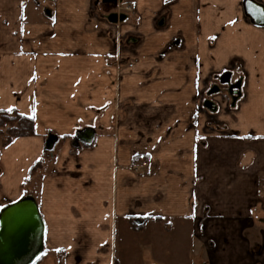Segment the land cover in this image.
Returning <instances> with one entry per match:
<instances>
[{
	"label": "crops",
	"instance_id": "0c3cea01",
	"mask_svg": "<svg viewBox=\"0 0 264 264\" xmlns=\"http://www.w3.org/2000/svg\"><path fill=\"white\" fill-rule=\"evenodd\" d=\"M256 4L0 0V110L34 131L0 135V213L32 198L63 264H264Z\"/></svg>",
	"mask_w": 264,
	"mask_h": 264
},
{
	"label": "water",
	"instance_id": "95a60500",
	"mask_svg": "<svg viewBox=\"0 0 264 264\" xmlns=\"http://www.w3.org/2000/svg\"><path fill=\"white\" fill-rule=\"evenodd\" d=\"M254 10L264 13L257 4ZM227 81L228 74L221 76V82ZM236 88L233 85L229 91ZM43 233V220L32 198L26 197L5 207L0 213V264H31L42 251Z\"/></svg>",
	"mask_w": 264,
	"mask_h": 264
},
{
	"label": "trees",
	"instance_id": "16d2710c",
	"mask_svg": "<svg viewBox=\"0 0 264 264\" xmlns=\"http://www.w3.org/2000/svg\"><path fill=\"white\" fill-rule=\"evenodd\" d=\"M5 127L6 134L3 136V143L8 142L14 137L29 136L34 133L32 118L19 114L13 110H0V135L3 134Z\"/></svg>",
	"mask_w": 264,
	"mask_h": 264
},
{
	"label": "rangeland",
	"instance_id": "374dc122",
	"mask_svg": "<svg viewBox=\"0 0 264 264\" xmlns=\"http://www.w3.org/2000/svg\"><path fill=\"white\" fill-rule=\"evenodd\" d=\"M219 86H222V83H219ZM8 126H6V127H8ZM6 127L4 128L3 134L1 135L2 137L6 134ZM143 166H145V165H143ZM31 264H63V258L61 256V254H59V253L45 252V253H41L37 257V259L34 260Z\"/></svg>",
	"mask_w": 264,
	"mask_h": 264
},
{
	"label": "built area",
	"instance_id": "2783aa9c",
	"mask_svg": "<svg viewBox=\"0 0 264 264\" xmlns=\"http://www.w3.org/2000/svg\"><path fill=\"white\" fill-rule=\"evenodd\" d=\"M125 10H131V7L130 6H126ZM142 164L146 165V162H143Z\"/></svg>",
	"mask_w": 264,
	"mask_h": 264
},
{
	"label": "snow or ice",
	"instance_id": "6c2138e0",
	"mask_svg": "<svg viewBox=\"0 0 264 264\" xmlns=\"http://www.w3.org/2000/svg\"><path fill=\"white\" fill-rule=\"evenodd\" d=\"M10 111V110H9Z\"/></svg>",
	"mask_w": 264,
	"mask_h": 264
}]
</instances>
